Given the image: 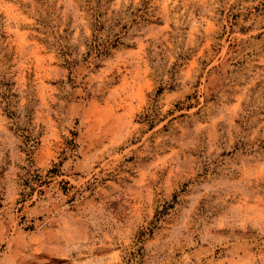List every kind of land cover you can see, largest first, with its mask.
Returning a JSON list of instances; mask_svg holds the SVG:
<instances>
[{
	"label": "rangeland",
	"instance_id": "1",
	"mask_svg": "<svg viewBox=\"0 0 264 264\" xmlns=\"http://www.w3.org/2000/svg\"><path fill=\"white\" fill-rule=\"evenodd\" d=\"M0 264H264V0H0Z\"/></svg>",
	"mask_w": 264,
	"mask_h": 264
}]
</instances>
